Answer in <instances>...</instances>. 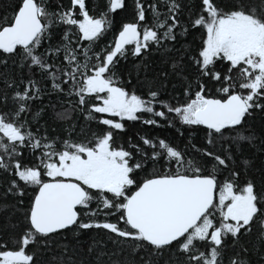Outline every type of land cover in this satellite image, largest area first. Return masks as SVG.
I'll return each mask as SVG.
<instances>
[{
  "label": "snow or ice",
  "instance_id": "1",
  "mask_svg": "<svg viewBox=\"0 0 264 264\" xmlns=\"http://www.w3.org/2000/svg\"><path fill=\"white\" fill-rule=\"evenodd\" d=\"M134 5L133 18L100 51L94 45L113 30V14L126 0H108L98 15L90 14L86 0L54 10L50 0H19L11 18L0 21V55L18 58L13 63L21 70L39 69L85 121L79 130L70 125L66 137L34 131L39 113L32 120L27 115L42 89L32 79L20 87L4 74L0 173L7 180L5 198L16 199L23 225L10 240L0 236V264H35L32 245L72 230H107L114 243L152 255L171 250L175 264H222L227 239L250 232L256 222L264 239V193L242 179L230 145L217 147V140L251 141L238 129L253 112H264V3L249 8L199 0L187 25L181 23L182 0ZM55 27L63 35L52 46ZM177 28L181 35L200 33L199 43L171 63L182 93L164 100L159 88L149 86L145 95L130 90L121 60L140 58L153 46L169 50ZM61 54L66 64L58 62ZM170 115L182 126H203L205 142L190 145L192 151L147 136L127 147L117 142L125 121L159 125V118L173 126ZM242 164L246 171L249 161ZM229 264L246 261L236 253Z\"/></svg>",
  "mask_w": 264,
  "mask_h": 264
},
{
  "label": "trees",
  "instance_id": "2",
  "mask_svg": "<svg viewBox=\"0 0 264 264\" xmlns=\"http://www.w3.org/2000/svg\"><path fill=\"white\" fill-rule=\"evenodd\" d=\"M18 2L19 0H0V21H3L5 16L11 18ZM182 2L186 7L181 23L187 25L189 16L198 11L199 0H182ZM221 2L224 5L239 2L249 8H259L264 0H221ZM60 3L67 7L70 0H50V9H56ZM86 5L90 14L98 15L106 11L108 0H86ZM134 14V0H126L125 9L113 14V30L106 32L94 45L95 51H100L112 41L114 31L118 30L121 23L131 20ZM148 15L150 17V13ZM175 32L176 40L167 44L169 50H157L153 46L151 51L140 58L121 60L119 71L125 81L131 79L130 90L135 88L137 94L145 95L149 86L154 89L159 88L160 98L164 100L182 93L183 83L179 77L171 73V63L173 60H179L186 48L194 47L199 43L200 33L190 29L187 34L181 35L180 28L175 29ZM62 35L63 28L55 27L51 45H57ZM5 60L7 66L4 64ZM14 60L18 64V58L0 55V91L5 89L4 74L14 78L20 87H24L29 79L36 81L42 93L39 99L30 102L31 112L27 115V118L32 120L33 115L39 113L38 118L32 121L33 130L39 128L41 133L46 131L50 137H66L67 130L72 124H76L79 130V125L85 123L84 114L79 110H72L69 105L70 98L52 90L50 81L39 69L34 67L32 71L26 68L21 70L13 63ZM58 62L66 64V61H63V54L60 55ZM184 63L186 64L187 61L185 60ZM164 72L169 73L166 79L162 76ZM21 80L24 84L20 83ZM58 113H64V116L60 117ZM157 119L159 125H147L142 121H125V130L117 132V142L127 147L129 141L132 144L142 143L141 137L147 136L150 139H165L181 150L189 146L190 151H192L190 145L200 147L205 142L203 126H182L171 115L169 119L173 120V126H169L163 119ZM238 132H242L244 136H252L253 139L235 143L231 140H217V147L220 143H224L225 147L230 145L241 168L242 179L253 180L257 192L264 193V112L259 110L253 112ZM236 134L226 133V137ZM245 160L249 161L246 171L242 164ZM6 183V177L0 173V236L10 240L13 231L21 230L23 216L16 206V199L11 195L5 198ZM24 202L28 203L27 197L24 198ZM3 205L7 207H2ZM260 229L261 225L256 222L250 232L240 235L238 239L229 237L222 253V264H229L230 258L236 253L241 254L246 264H264V239L261 238ZM114 240L115 236L109 235L107 230H72L39 241L30 247V251L34 253L35 264H148V261H152V264H175L177 259L171 250L165 251L162 255H152L151 250L133 251L126 244L114 243ZM244 249L247 251H243Z\"/></svg>",
  "mask_w": 264,
  "mask_h": 264
}]
</instances>
